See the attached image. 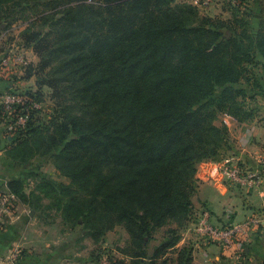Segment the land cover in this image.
I'll list each match as a JSON object with an SVG mask.
<instances>
[{"label": "trees", "instance_id": "16d2710c", "mask_svg": "<svg viewBox=\"0 0 264 264\" xmlns=\"http://www.w3.org/2000/svg\"><path fill=\"white\" fill-rule=\"evenodd\" d=\"M253 3L244 16L210 17L178 0H0L1 21L26 24L24 46L39 59L22 78H37L30 101L11 117L0 107L6 134L17 133L8 157L53 155L69 184L37 180L38 191L94 237L124 228L131 264H193L179 230L194 215L198 166L231 148L216 121L264 113V0ZM44 89L55 103L48 121L34 107ZM20 116L25 126L10 132L8 119ZM35 172L8 191L28 201L24 181Z\"/></svg>", "mask_w": 264, "mask_h": 264}, {"label": "rangeland", "instance_id": "374dc122", "mask_svg": "<svg viewBox=\"0 0 264 264\" xmlns=\"http://www.w3.org/2000/svg\"><path fill=\"white\" fill-rule=\"evenodd\" d=\"M252 8H254V3L252 4ZM40 10L41 9L31 10L32 12H29L28 15L29 18L31 19L32 17L33 20H35L37 16H41V14H39ZM208 13L210 12L202 10L201 14L207 15ZM7 23L6 20L1 21L0 19V54L4 53L5 56L7 54H9V56L22 54L25 57L26 66L25 68L16 70V65L11 63V68L16 71L14 76L11 77L14 79L9 80L2 78L1 82L4 83L7 88L1 90V92L8 91L10 94H16L23 99L22 103H25L28 102V100L30 101L26 94L34 93L38 89L37 78L32 77L27 80H23L22 78L25 76L27 67L31 64H37L39 59L31 48L24 46L22 34L26 32V24L13 22L7 27ZM35 29H47V27L37 26ZM0 58L3 57L0 56ZM50 95L51 91L49 89H44L40 103L36 104V106L34 105V107L42 111L41 116L45 121L50 119V116L55 110V103L51 101ZM259 103L264 105V100L260 98ZM223 115L226 114L219 115L216 121L217 126H222L220 122L222 118H224L222 117ZM259 117H262V114H260ZM0 128V133L7 131L3 129V126H0ZM2 135H4V133ZM2 135L0 134V136ZM9 138L13 139L11 140ZM15 138V134H9L8 139H2L4 142L0 144V230L3 232L7 230L6 232L10 234V237L18 233V239L21 241V244H23L21 246H23L22 249L25 250L24 252L26 254L21 253V248H11L9 251H12L13 254L19 251L21 256L16 255L13 260L10 259L8 262L4 261L3 264H131L132 257L128 256L123 251V249L127 247L129 240V236L124 228L117 227L115 230L108 232L105 237L97 238L92 236L82 224L67 222L65 220V213L52 206V199L41 194V191H38L37 186L39 183L37 180L41 181L45 179L65 185L69 184V180L63 176L55 166L53 155L52 157L47 155L37 157L33 159L31 163L27 164H20L16 161H12L8 157V154L11 148L15 146ZM59 151L60 149L58 148L54 153ZM226 155L227 153L224 157ZM29 170L36 171L34 176H37L38 179L32 176L24 181L25 194H27L29 199L24 202L15 195L9 193L8 183L16 178H23ZM196 179L198 180L197 173ZM197 185L199 191L200 182ZM32 191H35L34 198L30 195ZM196 195L192 198L193 207L195 208L194 215L189 225L179 230V235L184 236V243L186 242L185 244L182 243L180 248L184 246L187 248L194 247L197 250V245L195 246L192 243V238L195 240L198 239L201 240L202 244L205 243L208 245L207 247L214 245L215 248L217 247L221 250H225V254L229 255V257L234 260L235 257H237L234 264L247 263L242 261V259H244L242 258L243 254L240 255L239 251H237L238 253H233L232 250L234 249H232V247L225 248L221 245V241L213 239L203 232L204 230L201 226V217L198 214V210L200 209L201 212L209 208L207 205L203 204V206H200L198 209L199 205L197 204L198 199H196ZM1 204L3 206H1ZM209 212L211 213V211ZM210 223L218 230H221L222 233L225 232L223 228H226V225L218 226L213 224L211 220ZM172 229L176 230L177 228L173 227ZM168 230L169 227H166L158 231L154 236L155 239L149 243L150 247L158 245L165 235V231ZM181 231H183V233ZM228 240L232 241L231 238H228ZM243 246L244 244L240 248ZM34 247L35 251L33 250ZM198 247L201 250L200 253L193 252V264H215V262H213L214 259H211V257L204 261L203 252L205 246L200 247L198 245ZM26 251H29V253ZM150 253L152 252L150 251ZM168 257L176 258V255L171 252ZM225 260L227 262L226 264H233L231 263L233 260H227V258ZM251 261V264H260L259 262L264 264V261H260L255 255H253Z\"/></svg>", "mask_w": 264, "mask_h": 264}, {"label": "crops", "instance_id": "0c3cea01", "mask_svg": "<svg viewBox=\"0 0 264 264\" xmlns=\"http://www.w3.org/2000/svg\"><path fill=\"white\" fill-rule=\"evenodd\" d=\"M254 8L256 9L255 5ZM206 11L210 12L207 14L210 17L226 16L223 15L219 7L213 6ZM200 12L202 13V10ZM262 107L264 108L263 104ZM222 117L224 118L220 123L228 128L231 148L222 161L205 162L198 167L197 178L200 182V190L196 195L198 209L203 204L207 205L212 214L210 220L218 226H225L227 223L234 226L249 224L247 234L241 238V245L244 244V246L242 249L238 248L239 254H243L242 258L244 259L242 261L247 262L245 264H251L253 255L257 256L260 261H264V222L259 226H254L251 223L257 217L264 221V116L262 113V117L247 123H240L229 115ZM0 126L6 129L5 124H0ZM3 133L4 135H2ZM0 134L2 135L0 136L1 144L4 142L2 139L7 140L9 134L7 135L6 131ZM236 163L257 174L259 182L256 186L251 189H241L232 184L221 173V170L217 173L213 172L216 167H221L222 164L232 166ZM6 231L0 230V264L11 259L13 254L12 251H9L11 248H21V253H25V250L22 249L23 246H21L23 244L18 239L19 234L16 233L10 237ZM184 240L185 238L182 236L179 246L186 243ZM192 243L197 245V250L193 247L194 253H200L201 249L198 245L200 247L205 246L204 261L211 257L215 264H226L225 259L227 258V260H233L231 263L234 264L237 260V257L235 260L232 259L225 254V250L215 248L214 245L207 247L208 245L202 244L201 240L192 238ZM33 250L35 251V247ZM15 253L17 256H21L19 251ZM259 263L263 264L262 262Z\"/></svg>", "mask_w": 264, "mask_h": 264}, {"label": "built area", "instance_id": "2783aa9c", "mask_svg": "<svg viewBox=\"0 0 264 264\" xmlns=\"http://www.w3.org/2000/svg\"><path fill=\"white\" fill-rule=\"evenodd\" d=\"M178 1L181 3L193 5L200 10H207L213 6L219 7L223 15L226 16L230 15V12L233 9L239 10L240 15L244 16L245 11L252 6V0H178ZM1 56L3 58H0V81H2V78L9 80L14 79L11 77L14 76L16 71H14L13 68H11V63L16 65V67L13 66L16 68V70L25 68L26 66L25 57L22 54H16L15 56H9V54H7L5 56L3 53ZM1 90H0V107L4 106L9 113V117H11V115L14 112V108L22 104L23 99L16 94H10L8 93V91L1 92ZM25 123H26V119H24L23 116L18 117L16 121L8 119L9 131L14 132L17 128L24 127ZM14 134L15 136H17L16 132ZM220 170L221 173H223L224 176H226V178L232 184H234L236 187H239L241 189H251L254 186H256L257 183L259 182L258 181L259 178L255 172L249 171L247 168L240 165L239 163H236L232 166H230L229 164H222L221 167H216V169L213 172L217 173ZM5 201L7 202L6 199ZM1 206L3 205L1 204ZM209 211L210 209L201 212L199 210L198 212L199 216L201 217L200 221H201V226L204 230L203 232H205L211 238L221 241L220 242L221 245L224 246L225 248L232 247V249H234L232 250L233 253L237 252L238 248L242 246L241 238L247 234L249 229V224H244L242 226H234L227 223L226 228L225 227L223 228L225 232L222 233L221 230H218L210 223L211 213ZM263 222L264 221L262 218L257 217L251 223L254 226H259ZM228 238H231L232 241H229L230 239L228 240ZM14 255L16 254H12L11 257L12 260L15 257Z\"/></svg>", "mask_w": 264, "mask_h": 264}]
</instances>
